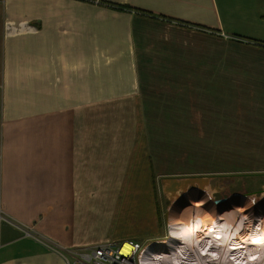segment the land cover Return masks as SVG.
I'll list each match as a JSON object with an SVG mask.
<instances>
[{
  "label": "crops",
  "instance_id": "crops-1",
  "mask_svg": "<svg viewBox=\"0 0 264 264\" xmlns=\"http://www.w3.org/2000/svg\"><path fill=\"white\" fill-rule=\"evenodd\" d=\"M108 2L0 0V214L40 240L0 223V264L159 239L153 182L207 177L184 146L229 117L264 151V0Z\"/></svg>",
  "mask_w": 264,
  "mask_h": 264
},
{
  "label": "rangeland",
  "instance_id": "rangeland-1",
  "mask_svg": "<svg viewBox=\"0 0 264 264\" xmlns=\"http://www.w3.org/2000/svg\"><path fill=\"white\" fill-rule=\"evenodd\" d=\"M215 98L216 97L212 96L208 101V108H210L211 114L213 115V112L220 115L221 113H225L230 116L233 110L231 107H228V101L222 98L214 100ZM231 119L232 117L223 120V125L225 127H223V129L230 130L227 131V133H210L208 135V144L205 142L199 146L198 144H192L190 146L186 144V146H184L185 149H183V153H185L183 159L188 161L190 158L192 160V170L195 175L210 177L209 187H205L202 190L198 189L196 186L194 189L195 194L188 193V195H180L179 192H176L175 196L170 198L168 196L169 193L166 192L164 188L166 184L163 185L158 181L153 182L159 217L158 224L160 225L159 239L155 240L159 243L162 241V244L161 246L147 249L144 259L145 262L147 260L151 262L155 258V253L159 252L167 245L182 239L181 236L171 233L172 225L176 224V226H179V224L182 225L189 221L191 218L188 216L192 213H194L195 216L201 213L199 216L211 221L215 219L214 216L218 213L220 217L236 214L238 215V219L240 216L243 220H247L252 228L254 227L253 224H257L259 220H264V202H259L258 200L261 195L264 197V176H259L262 172H258L259 168H263L264 170V166L258 163L259 159L264 157V151L261 147L258 148L256 144H253V148L248 150L242 149L240 145L236 147L238 143H236V134H232L231 132L233 129L230 122L232 121ZM209 121L211 122V119ZM178 160L179 165L182 159ZM250 195L254 198L252 201H249ZM137 215L139 217L140 213H137ZM226 218L218 219V226H214L211 222L213 225L210 223L208 230H218L217 227H223V225L231 222L233 223L234 220L232 221ZM133 221L134 217H128L123 220V223H128L130 229L140 230L139 227L136 228L131 223ZM140 222L143 223L141 220ZM196 224L195 221L194 225ZM199 226L200 228L202 227V229L204 228V226ZM124 229L125 228L122 230ZM204 229H207V227ZM246 232L249 235L254 234L248 231ZM115 233L114 231V234ZM214 233L215 231L211 234ZM150 234L151 233L143 239H136V241L139 242L138 244L141 243L140 245L145 246L150 243L148 241H152V238L155 237ZM198 235L201 234L198 233ZM189 258L190 257L186 259V257H184L183 260L180 257L179 260L186 264V262H190ZM190 259L195 258L193 257Z\"/></svg>",
  "mask_w": 264,
  "mask_h": 264
},
{
  "label": "bare ground",
  "instance_id": "bare-ground-1",
  "mask_svg": "<svg viewBox=\"0 0 264 264\" xmlns=\"http://www.w3.org/2000/svg\"><path fill=\"white\" fill-rule=\"evenodd\" d=\"M218 214H215V219L211 221L192 213L187 215L191 218L189 221L179 226L173 224L171 233L181 236L182 239L155 253V258L151 262L147 260L142 264H185L180 262V257L183 260L184 257L195 258H189L190 262L186 264H264V220H259L252 228L247 220L240 216L238 219L236 214H230L226 216L227 218ZM224 218L234 221L217 227L218 230L211 234L214 231L208 230L209 224L212 222L214 226H218L217 220ZM198 224L207 229L200 228ZM246 231L256 235H249ZM127 248L129 247L125 243L124 249Z\"/></svg>",
  "mask_w": 264,
  "mask_h": 264
},
{
  "label": "built area",
  "instance_id": "built-area-1",
  "mask_svg": "<svg viewBox=\"0 0 264 264\" xmlns=\"http://www.w3.org/2000/svg\"><path fill=\"white\" fill-rule=\"evenodd\" d=\"M82 1L94 6H111L108 0ZM0 223L12 226L26 238L40 241L33 229L20 225L2 214H0ZM125 243H127L129 248L124 249ZM149 244L143 246L132 241H123L116 244L106 243L62 249L60 255L65 264H142Z\"/></svg>",
  "mask_w": 264,
  "mask_h": 264
},
{
  "label": "water",
  "instance_id": "water-1",
  "mask_svg": "<svg viewBox=\"0 0 264 264\" xmlns=\"http://www.w3.org/2000/svg\"><path fill=\"white\" fill-rule=\"evenodd\" d=\"M209 182L210 177H187L179 180L174 178H168L164 188L165 191L169 193L168 196L172 198L175 196L176 192H179L180 195H188V193L195 194L194 189L196 186L198 187V189L203 190V188L208 187ZM253 199V196L250 195L249 201H252ZM258 200L259 202H264V197H262L261 195ZM161 244L162 242L159 243L156 240L151 241L147 249L151 247L161 246Z\"/></svg>",
  "mask_w": 264,
  "mask_h": 264
}]
</instances>
